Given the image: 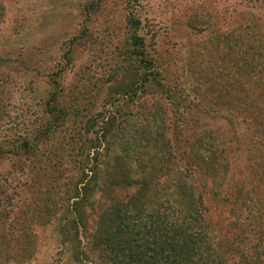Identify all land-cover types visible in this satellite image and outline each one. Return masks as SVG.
<instances>
[{
    "label": "rangeland",
    "instance_id": "rangeland-1",
    "mask_svg": "<svg viewBox=\"0 0 264 264\" xmlns=\"http://www.w3.org/2000/svg\"><path fill=\"white\" fill-rule=\"evenodd\" d=\"M186 188L221 262L264 264V0H0V264H129L100 211Z\"/></svg>",
    "mask_w": 264,
    "mask_h": 264
},
{
    "label": "trees",
    "instance_id": "trees-1",
    "mask_svg": "<svg viewBox=\"0 0 264 264\" xmlns=\"http://www.w3.org/2000/svg\"><path fill=\"white\" fill-rule=\"evenodd\" d=\"M131 39L138 61L149 70L147 66L150 60L144 58L141 38L133 35ZM103 150L104 148L101 151L98 150L92 160L97 161V164L102 163L101 191L109 194L117 184L111 180L113 176L109 177L106 173L107 149ZM207 159V157L205 160L198 159L200 161L198 163L196 160L193 163L185 159L182 165V176H191V173L199 166L208 169ZM126 176L121 180L128 185L137 182L136 178H140V174L136 178ZM83 179L85 180V175H82L77 183L82 182ZM142 186L143 184L139 182L133 194L134 198L136 196L140 198ZM183 192L182 209L171 207L167 201L165 205L161 202L146 211L142 222H137V217L130 215L135 211L129 204V206L127 204L120 206L112 203L103 207L98 219V236L101 244L111 246L115 251L114 257L118 255L129 261V264H226L225 259L220 261L219 256L216 255L212 237L200 225L205 213L201 193L197 191L196 195H191L187 188ZM86 196L88 198L89 194L87 193ZM68 212L72 214V209ZM123 217L130 219H125L122 223ZM74 220L76 222V219L72 217V222ZM197 223L199 225L196 227ZM232 260L235 259L232 257Z\"/></svg>",
    "mask_w": 264,
    "mask_h": 264
}]
</instances>
